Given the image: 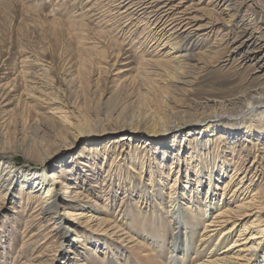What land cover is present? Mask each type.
<instances>
[{"label": "bare ground", "instance_id": "6f19581e", "mask_svg": "<svg viewBox=\"0 0 264 264\" xmlns=\"http://www.w3.org/2000/svg\"><path fill=\"white\" fill-rule=\"evenodd\" d=\"M111 1L118 16L144 27L154 48L142 56L145 84L137 93L133 116L117 128L103 127L99 136L88 132L89 140L102 141L106 133L121 131V140L128 139L132 147V139L144 127L139 139L145 145L133 150L129 159L114 151L105 171L116 193L110 196L105 189L107 202L101 212L96 199L85 200L89 194L77 189L63 195L64 190L56 191V175L9 159H0V193L13 198L17 190L22 197L17 205L24 197L38 198L42 222L51 225L58 239L69 242L71 232H78L67 248L85 261L93 252L105 264H264V42L247 22L257 13L252 20L264 25V0L247 5L245 0ZM212 37L215 42L206 53L215 54L224 45L223 61L249 64L262 72L261 81L232 97L195 102L205 111L200 117L169 124L161 120L146 130L143 119H161L162 111L172 112L169 107L178 92H194L195 68L206 66L200 56ZM241 105L243 110L234 109ZM61 112L64 125L76 124L67 108ZM240 143L246 153L241 151L242 161L233 166L227 155L235 154ZM252 150L256 153L248 162ZM118 193L128 197L129 210L116 209ZM80 226L91 230V239ZM116 232L126 237L116 238L131 244L117 243L111 238ZM82 240L91 241L88 246L83 242L84 252L79 251Z\"/></svg>", "mask_w": 264, "mask_h": 264}, {"label": "rangeland", "instance_id": "374dc122", "mask_svg": "<svg viewBox=\"0 0 264 264\" xmlns=\"http://www.w3.org/2000/svg\"><path fill=\"white\" fill-rule=\"evenodd\" d=\"M250 3L245 0L246 5ZM116 10L111 0H0V159L56 175L57 192L64 190L63 195H67L79 189L85 196L89 194L85 200L94 198L100 203L96 205L100 212L107 202L105 189L110 196L116 193L109 188L105 171L114 151L129 159L133 150L145 145L139 139L144 127L138 129L139 137L132 139L133 149L128 139L121 140V131L106 133L102 141L99 137L89 140L92 136L88 132L99 136L103 127L117 128L133 116L137 93L145 84V70L140 67L142 56L154 48L144 27L135 20L121 18ZM257 16L256 13L252 18ZM252 18L246 20L264 42V25ZM213 42L214 37L202 49L206 51L201 53V62L206 66L195 68L194 92H178L169 107L172 112L161 110V119L146 113V130L158 126L161 120L169 124L180 118L200 117L205 111L194 106L195 102L208 97H232L261 81L262 72L249 64L223 61L224 45L216 48L215 54L206 53ZM61 108L68 109L75 125L62 123ZM222 115L231 116L230 112ZM123 140L125 146L121 145ZM242 147L240 143L235 154L227 155L233 166L246 153ZM241 151L244 154L240 155ZM261 152L264 184V149ZM255 153L252 150L248 162ZM225 179L219 183L220 190ZM13 195L0 193V264H105L93 252L85 261L69 250L67 246L78 232H71L69 242L62 237L59 240L51 225L42 222L38 198L27 201L24 197L17 205L16 199L22 197L17 190ZM117 196L116 209L129 210L128 197L119 193ZM108 201L111 204L112 198ZM79 228L85 237L92 238L89 228ZM114 234L111 238L117 243L131 244L116 238L123 232ZM83 242L91 244L82 240L81 252L86 250Z\"/></svg>", "mask_w": 264, "mask_h": 264}]
</instances>
